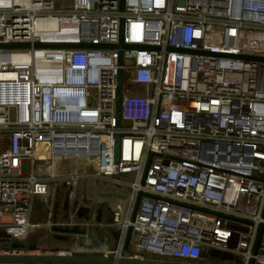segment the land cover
I'll use <instances>...</instances> for the list:
<instances>
[{
  "label": "built area",
  "instance_id": "built-area-1",
  "mask_svg": "<svg viewBox=\"0 0 264 264\" xmlns=\"http://www.w3.org/2000/svg\"><path fill=\"white\" fill-rule=\"evenodd\" d=\"M59 1L0 0V255L66 188L49 228L119 232L68 255L264 264V0Z\"/></svg>",
  "mask_w": 264,
  "mask_h": 264
},
{
  "label": "water",
  "instance_id": "water-1",
  "mask_svg": "<svg viewBox=\"0 0 264 264\" xmlns=\"http://www.w3.org/2000/svg\"><path fill=\"white\" fill-rule=\"evenodd\" d=\"M31 45L29 43H11V44H0V49H25L29 48ZM36 48L42 47H61V48H76V49H87V48H116L124 49L125 45L121 42V35L118 44L116 45H93V44H41L35 43L33 45ZM255 61H264L263 58H251ZM120 78V76H119ZM120 86V84H119ZM119 103V100H118ZM117 112H119V107L117 106ZM88 205L87 201H84ZM65 207L68 206L67 202H64ZM105 204H98L96 210L95 222L99 224L101 222V216L103 207ZM71 211L75 212L76 218H83L88 221L89 218V209L85 206H82L76 210V202L71 206ZM67 216H65V219ZM55 220V217H53ZM51 232L53 233V238L58 242H67L68 236H79L80 243L85 249L91 250L99 248L101 246L108 245V239L106 237H101L99 228H94L93 232H87L85 229H80L79 227H60V226H51ZM1 236L6 237L4 233H0ZM119 232L115 233V240L118 239ZM130 238V232L126 236L125 250L127 249V244ZM88 241V244H86ZM6 247V246H5ZM11 249L19 250L23 249L24 246L16 243H12L10 246ZM45 251L44 246L41 247ZM28 253L25 254H14V255H0V264H199V263H181V262H170V261H159V260H130V259H118L114 258H102L97 256H75L68 255L63 252L53 251L51 253H37L39 248L35 243L27 246ZM66 252V251H64ZM204 259L207 258L206 252L202 255Z\"/></svg>",
  "mask_w": 264,
  "mask_h": 264
},
{
  "label": "rangeland",
  "instance_id": "rangeland-1",
  "mask_svg": "<svg viewBox=\"0 0 264 264\" xmlns=\"http://www.w3.org/2000/svg\"><path fill=\"white\" fill-rule=\"evenodd\" d=\"M58 3H60L59 0H55ZM69 5V4H67ZM71 169V167L69 168ZM124 178V176H123ZM66 188L60 189V196L57 198V203H55L54 196L47 197L46 199L42 200V205L39 204L40 199L34 198L32 200V206L33 209L31 211V223L43 222V227L39 228L34 231V234L32 236V240H28L27 244L28 246L31 245V242H36V246L39 248L38 251H40L41 247L44 246L45 253H51L53 251L56 252H64V251H75L76 246V237L75 236H68L67 242H58L53 238V233L51 232L50 228L48 226L52 225L53 223H56L58 220L66 221L65 216L66 213L71 210L69 207L68 210H64V208L61 207L63 204L65 195H66ZM55 212V220L53 219V213ZM104 214L106 212H109L107 207L103 208L102 211ZM109 221L108 219L106 220ZM101 232H104L102 230ZM108 233L112 234L111 231H108ZM31 238V237H30ZM7 243H5L6 245ZM153 259H161L157 256H151ZM168 260V259H167ZM173 261H179V260H173ZM200 264H238L236 258L229 255H221V254H211L206 259L198 261Z\"/></svg>",
  "mask_w": 264,
  "mask_h": 264
},
{
  "label": "crops",
  "instance_id": "crops-1",
  "mask_svg": "<svg viewBox=\"0 0 264 264\" xmlns=\"http://www.w3.org/2000/svg\"><path fill=\"white\" fill-rule=\"evenodd\" d=\"M57 201L58 200H55V203H57ZM39 204L42 205V200H40ZM61 207L64 208V210H66L65 205H63V206L61 205ZM108 210H109V212H106L105 214L102 212V216H101V224H102V227L99 229V232H100L101 237H106L108 239V245L107 246L111 249V248L115 247L117 241L115 240V233H116V231L113 228H111V227L108 226L111 223V212H110V209H108ZM54 216H55V212L53 213V217ZM30 219H31V216H30ZM107 219L109 220L108 222L106 221ZM33 224L39 225V228L45 226V225H43V222H41V223L34 222ZM39 228H37V229H39ZM36 230H34V231L36 232ZM102 230H104V232H101ZM34 231L29 235L28 240L29 239L32 240V236L34 234ZM108 231H111L112 232L111 236L108 233ZM33 243L36 244L35 241L34 242H31V244H33ZM39 252H41V253L44 252L45 253V251L42 250V249H40ZM201 260H204V258L201 257V259L199 261H201Z\"/></svg>",
  "mask_w": 264,
  "mask_h": 264
},
{
  "label": "bare ground",
  "instance_id": "bare-ground-1",
  "mask_svg": "<svg viewBox=\"0 0 264 264\" xmlns=\"http://www.w3.org/2000/svg\"><path fill=\"white\" fill-rule=\"evenodd\" d=\"M43 26V25H42ZM66 28V29H65ZM64 29H63V31H67V32H70L71 31V27H65Z\"/></svg>",
  "mask_w": 264,
  "mask_h": 264
}]
</instances>
